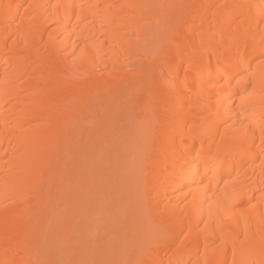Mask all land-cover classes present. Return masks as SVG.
Masks as SVG:
<instances>
[{
    "label": "bare ground",
    "instance_id": "1",
    "mask_svg": "<svg viewBox=\"0 0 264 264\" xmlns=\"http://www.w3.org/2000/svg\"><path fill=\"white\" fill-rule=\"evenodd\" d=\"M0 264H264V0H0Z\"/></svg>",
    "mask_w": 264,
    "mask_h": 264
},
{
    "label": "rangeland",
    "instance_id": "2",
    "mask_svg": "<svg viewBox=\"0 0 264 264\" xmlns=\"http://www.w3.org/2000/svg\"><path fill=\"white\" fill-rule=\"evenodd\" d=\"M65 245L64 244H62V247H64ZM61 247V246H60Z\"/></svg>",
    "mask_w": 264,
    "mask_h": 264
}]
</instances>
